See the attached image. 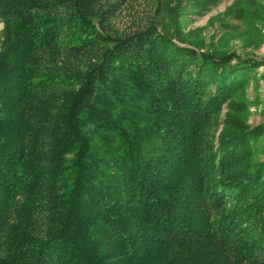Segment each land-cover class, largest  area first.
I'll list each match as a JSON object with an SVG mask.
<instances>
[{
	"label": "trees",
	"instance_id": "1",
	"mask_svg": "<svg viewBox=\"0 0 264 264\" xmlns=\"http://www.w3.org/2000/svg\"><path fill=\"white\" fill-rule=\"evenodd\" d=\"M94 5L0 0V264H264V126L238 97L264 58L110 35Z\"/></svg>",
	"mask_w": 264,
	"mask_h": 264
},
{
	"label": "rangeland",
	"instance_id": "2",
	"mask_svg": "<svg viewBox=\"0 0 264 264\" xmlns=\"http://www.w3.org/2000/svg\"><path fill=\"white\" fill-rule=\"evenodd\" d=\"M237 1L216 0L198 7L175 8L174 0H95L94 9L102 12V28L100 25L98 28L110 35H128L154 26L172 34L179 31L184 41L201 40L212 49L261 60L264 18H241L230 12ZM258 1L264 5V0ZM238 97L248 103L247 124L264 126V65L251 72L244 93ZM228 110L223 106L220 119L226 117ZM222 127L220 124L213 130L216 136ZM257 159L263 160L264 152H259Z\"/></svg>",
	"mask_w": 264,
	"mask_h": 264
},
{
	"label": "crops",
	"instance_id": "3",
	"mask_svg": "<svg viewBox=\"0 0 264 264\" xmlns=\"http://www.w3.org/2000/svg\"><path fill=\"white\" fill-rule=\"evenodd\" d=\"M3 23L2 21L0 20V48H1V45H2V41H3Z\"/></svg>",
	"mask_w": 264,
	"mask_h": 264
}]
</instances>
